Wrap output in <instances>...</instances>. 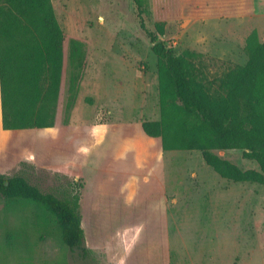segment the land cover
<instances>
[{
	"label": "rangeland",
	"instance_id": "374dc122",
	"mask_svg": "<svg viewBox=\"0 0 264 264\" xmlns=\"http://www.w3.org/2000/svg\"><path fill=\"white\" fill-rule=\"evenodd\" d=\"M64 33L57 124L9 130L0 174L22 175L44 193L79 195L84 247L64 245L55 217L0 197V264H264V185L220 177L199 151H164L141 135L160 118L158 59L133 0H51ZM151 26L181 54L197 56L215 90L247 62L245 38L264 41V16L223 0H142ZM243 170L241 150H214Z\"/></svg>",
	"mask_w": 264,
	"mask_h": 264
},
{
	"label": "trees",
	"instance_id": "16d2710c",
	"mask_svg": "<svg viewBox=\"0 0 264 264\" xmlns=\"http://www.w3.org/2000/svg\"><path fill=\"white\" fill-rule=\"evenodd\" d=\"M141 29L158 59V120H144L164 151H199L220 177L264 185V41L245 38L247 62L232 68L212 90L198 78L196 54H177L160 37L165 23L148 24L142 0H133ZM64 72V33L51 0H0V89L3 128L50 129ZM214 150H241L258 169L243 170ZM0 197L32 201L56 218L64 245L88 255L80 197L44 193L22 175L0 174Z\"/></svg>",
	"mask_w": 264,
	"mask_h": 264
},
{
	"label": "crops",
	"instance_id": "0c3cea01",
	"mask_svg": "<svg viewBox=\"0 0 264 264\" xmlns=\"http://www.w3.org/2000/svg\"><path fill=\"white\" fill-rule=\"evenodd\" d=\"M227 6H236V8L243 9L245 0H223ZM250 13L252 14V18L255 20L256 18H260L264 16V0H251ZM260 37V36H259ZM141 135L148 137L141 125ZM5 130L3 128V116H2V104H1V89H0V141H2L3 134ZM150 138V137H149Z\"/></svg>",
	"mask_w": 264,
	"mask_h": 264
}]
</instances>
